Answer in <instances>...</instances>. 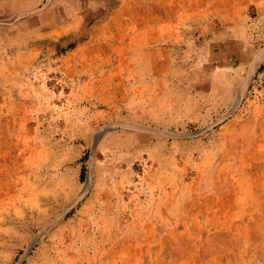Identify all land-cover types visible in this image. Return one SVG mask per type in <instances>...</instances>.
Listing matches in <instances>:
<instances>
[{"label":"rangeland","instance_id":"1","mask_svg":"<svg viewBox=\"0 0 264 264\" xmlns=\"http://www.w3.org/2000/svg\"><path fill=\"white\" fill-rule=\"evenodd\" d=\"M33 11L36 27L50 23L49 36L48 26L37 30L39 48L57 53L0 71L23 94L0 117L13 129L2 133L0 264H178L170 238L233 235L238 213L205 211L201 201L171 207L172 197L212 190V181L222 197L238 191L230 167L205 178L217 141L238 151V105L222 102L214 84L201 86L211 114L190 109L176 47L224 20H264V0H49ZM139 38L163 48L140 62L126 48ZM254 43L264 47V38ZM235 83L238 93V74ZM212 257L196 251L191 263Z\"/></svg>","mask_w":264,"mask_h":264},{"label":"crops","instance_id":"2","mask_svg":"<svg viewBox=\"0 0 264 264\" xmlns=\"http://www.w3.org/2000/svg\"><path fill=\"white\" fill-rule=\"evenodd\" d=\"M48 2L49 0L46 2L45 0H0V71L2 74L13 69L34 68V64L31 65V63L37 55L40 56L45 51L57 53V48H39V40L36 38L40 27L44 33L48 26L47 35H50V23L37 27L32 23L35 19L33 10L36 6L45 5ZM236 9L237 5L234 11ZM209 28L216 30L215 33L208 29L201 39L196 40L192 36V40H188L184 46L176 47L181 48L179 54L184 59L179 64L183 74L178 79L183 80L184 84L192 89L187 98L192 110L202 109L208 111L206 115H209L212 96L208 93V89L201 86L214 84L223 86L222 102L229 100L236 102L235 107L238 105V126H235V129L238 128V131H235L238 133V141L231 142L238 145V151L228 149L226 146L228 143L225 141H217L218 156L205 174V178L211 177L212 180H218L225 173L224 169L230 167L235 170L230 176L238 183V191L231 189L226 197H222L224 186L222 184L216 186L212 181V190L208 189L198 195L182 194L180 198L178 195L172 197L171 207H176L174 209L177 210L180 205L181 210H190L189 207H195L197 201H201L203 206L209 208L205 211L238 213V224H231L230 229L234 232L231 236L216 233L214 236L204 238H170V242H166V246L169 245L167 251L178 264H184L183 262L192 264L191 261L194 260L191 258L195 257L196 251H204L205 255L214 256L212 260L206 259L204 264L216 262L218 264H264V60L255 64L256 58L258 61L261 53L264 52V47H258L254 43L261 42L264 38V20H261L258 15V18L251 23L244 20L234 25H227L224 20L222 26L214 25ZM141 35L142 32L139 33L140 38ZM128 44L126 48L131 53H138L140 62L146 59V53L153 52L157 56V52L160 53L157 48H163L154 46L148 50L145 44H141V40L136 46H134L135 41L133 44L130 42ZM212 68L229 71L216 72L214 76H211ZM206 70H210V74ZM237 74L238 93L235 89ZM14 84L9 76H0V117L4 109L10 111L8 102H16L23 96L22 92L14 91ZM214 102L216 103L215 100ZM212 108L219 110L223 108V104L220 103ZM189 111L187 116L194 117L193 111L191 113ZM7 114L9 113L6 112ZM2 127L0 122V157L4 142L2 133L8 134L13 131L12 126L5 129ZM230 127L234 126L227 125L223 128ZM154 225L156 228L162 227L158 221H155ZM157 243L161 244V240ZM214 258L219 259L215 261Z\"/></svg>","mask_w":264,"mask_h":264},{"label":"bare ground","instance_id":"3","mask_svg":"<svg viewBox=\"0 0 264 264\" xmlns=\"http://www.w3.org/2000/svg\"><path fill=\"white\" fill-rule=\"evenodd\" d=\"M264 51V50H263ZM264 60V52L261 53L260 57L258 58L257 64H259L260 62H262Z\"/></svg>","mask_w":264,"mask_h":264}]
</instances>
